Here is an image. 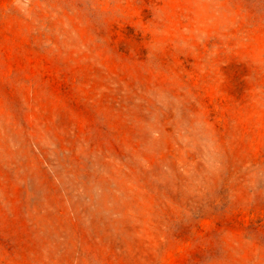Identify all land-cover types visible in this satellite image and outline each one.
Returning a JSON list of instances; mask_svg holds the SVG:
<instances>
[{
  "label": "rangeland",
  "instance_id": "rangeland-1",
  "mask_svg": "<svg viewBox=\"0 0 264 264\" xmlns=\"http://www.w3.org/2000/svg\"><path fill=\"white\" fill-rule=\"evenodd\" d=\"M0 264H264V0H0Z\"/></svg>",
  "mask_w": 264,
  "mask_h": 264
}]
</instances>
